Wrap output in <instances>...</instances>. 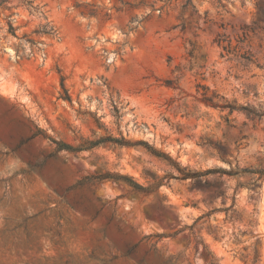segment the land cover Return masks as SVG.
Returning <instances> with one entry per match:
<instances>
[{
    "label": "rangeland",
    "instance_id": "1",
    "mask_svg": "<svg viewBox=\"0 0 264 264\" xmlns=\"http://www.w3.org/2000/svg\"><path fill=\"white\" fill-rule=\"evenodd\" d=\"M257 171L264 0H0V264H264Z\"/></svg>",
    "mask_w": 264,
    "mask_h": 264
},
{
    "label": "trees",
    "instance_id": "2",
    "mask_svg": "<svg viewBox=\"0 0 264 264\" xmlns=\"http://www.w3.org/2000/svg\"><path fill=\"white\" fill-rule=\"evenodd\" d=\"M202 101H204L205 103H210L211 106H216L212 101H210V99H202ZM226 106L229 107V111L230 112H232L234 110V107L233 106H230V105H225L223 107H226ZM156 154H158V153H156ZM207 172H221V173L230 174L227 171L222 170V169H209V170H207ZM257 173L259 174V176H263L264 175V171H257ZM133 186H137V187H140L141 188V186L135 185V183H134Z\"/></svg>",
    "mask_w": 264,
    "mask_h": 264
}]
</instances>
